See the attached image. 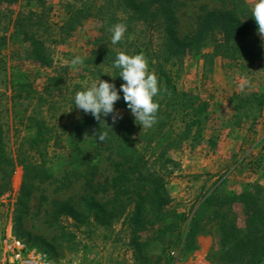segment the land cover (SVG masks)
I'll return each instance as SVG.
<instances>
[{
    "label": "rangeland",
    "instance_id": "rangeland-1",
    "mask_svg": "<svg viewBox=\"0 0 264 264\" xmlns=\"http://www.w3.org/2000/svg\"><path fill=\"white\" fill-rule=\"evenodd\" d=\"M70 1L47 0L50 24L47 46L53 65L44 67L32 59L28 43L10 37L17 14L29 10L32 3L0 0V121L13 156L17 150L27 148L26 136H35L34 128L13 116L11 81L14 75L28 73L38 88H42L47 76L55 71L62 80L51 107H44L53 138L45 144L44 157L39 153L34 155L45 164L51 177L35 182L32 196L22 199L24 172L21 165L16 164L10 179H3L0 172V264L3 258L1 241L7 235L16 236L29 248L46 253L57 264H167L168 256L163 249L170 238L157 234L161 223H149L145 229L134 231L127 226V211L120 216L110 214L103 220L91 217L82 222L65 215V208H54L55 200H76L82 193L84 182L78 172L84 169L79 163L86 157H91L100 181L114 174L115 155L105 143L96 139L93 131L85 134L81 141L84 151L71 145L66 136V117L71 114L69 103L75 92L99 79L87 68L91 67L90 52L102 35L99 22L93 18L85 20L72 35L61 34L59 28L67 17ZM247 2L251 8L254 0ZM203 5L219 7L220 1L178 0L180 36L189 33ZM257 35L260 43L255 45V51L259 55L254 62L246 55L242 61L214 55L210 61L202 54H187L175 68L177 87L209 102V118L201 142L191 147L188 141H181L168 153L173 164H169L167 191L172 206L179 212L192 214L202 195L223 177L225 180L220 186L228 191H240L252 184L264 188V40L258 32ZM110 37L107 35L104 41L109 43ZM138 38L150 46L158 41L157 38L150 40L145 32H140ZM76 56L81 57L83 63L74 68L71 61ZM253 92L262 98L261 107L257 101L252 107L249 104L235 107L242 102V97ZM115 109L121 116H130L129 110ZM211 139L215 143L213 146ZM78 154H84L81 162L72 163L71 157ZM97 196L106 200L110 192ZM223 201L222 198L214 200L201 214L197 222L199 231L191 248L182 251L169 243L167 251H170L172 263L220 264L223 251L219 217L213 211L219 207L225 210L228 204ZM240 211L238 206L232 208V213Z\"/></svg>",
    "mask_w": 264,
    "mask_h": 264
},
{
    "label": "trees",
    "instance_id": "trees-1",
    "mask_svg": "<svg viewBox=\"0 0 264 264\" xmlns=\"http://www.w3.org/2000/svg\"><path fill=\"white\" fill-rule=\"evenodd\" d=\"M15 2L17 0H1ZM220 6L210 8L203 5L193 21L186 36L179 34L178 0H72L68 2L67 17L60 26L65 37L72 35L87 19L99 22L102 34L99 43L90 52L87 70L94 78L107 80L119 88L121 78L114 80L117 71L111 67L116 53L129 55L142 54L147 62L148 71L155 73L163 90L156 97L159 104L156 122L151 128L143 129L134 118L122 116L115 122L109 118L101 125L92 116L74 109L73 98L70 101L65 132L71 145L81 148L85 134L93 131L106 132L105 143L115 155L114 174L100 181L96 177L91 157L84 154L71 157L72 163L84 167L79 171L84 188L76 200L67 198L55 200V209L63 207L65 215L86 222L91 217L103 220L110 214L121 215L127 211V226L134 231L143 230L149 223H161L157 234L169 237L180 250L191 248V242L198 234L197 222L204 210L214 200L222 198L227 203L225 210L215 209L219 217L220 244L222 255L220 264H262L264 261V188L257 184L244 187L240 191H228L215 184L198 202L192 214L179 212L171 204L167 191L169 164L173 159L168 155L179 142L188 141L191 147L201 142L203 130L209 118V102L199 95L179 89L175 83V70L187 54H202L213 60L214 55L242 61L247 56L254 62L259 53L255 45L260 43L257 24L250 17L251 8L247 0H219ZM32 7L20 11L14 21L11 38L28 43L30 56L39 65L51 67L53 59L47 46L50 24L47 0H27ZM122 23L126 26L123 39L115 45L104 41L111 35L109 28ZM146 33L156 44L148 45L139 41L138 34ZM155 34L157 36H155ZM5 38V36H2ZM103 40V41H102ZM152 42V41H151ZM249 43V44H248ZM205 49H210L204 52ZM99 79L97 83L99 82ZM61 77L50 73L42 88H38L28 73L19 72L11 81L14 118H18L27 127L35 129V136H26L27 148L19 149L13 156L8 148L5 130L0 121V172L3 179H10L16 164L21 165L24 175L21 185V198L32 196L35 182H43L51 177L45 164L36 157H44L45 144L53 138V131L47 124L44 107L55 100L56 92L61 89ZM62 81V80H61ZM45 95H47L45 97ZM241 105L252 107L254 101L261 107L263 100L256 92L241 98ZM51 107V106H50ZM128 110L123 99L115 103V108ZM248 115V113H245ZM96 137V136H95ZM97 139V137H96ZM213 146L214 140H210ZM34 185V186H33ZM110 196L103 200L97 194ZM238 206L241 211L232 213ZM107 215V216H106ZM103 222V221H102ZM163 249L167 264L170 251Z\"/></svg>",
    "mask_w": 264,
    "mask_h": 264
},
{
    "label": "clouds",
    "instance_id": "clouds-1",
    "mask_svg": "<svg viewBox=\"0 0 264 264\" xmlns=\"http://www.w3.org/2000/svg\"><path fill=\"white\" fill-rule=\"evenodd\" d=\"M250 17L257 24V32L264 40V0H254L251 7ZM111 33L110 42L115 45L120 42L126 32V26L116 23L109 28ZM83 63L81 57L72 59L71 65L75 66ZM111 67L117 71L113 78H121L123 81L119 88L113 82L99 79L98 83H93L83 90L76 91L73 96L75 110H81L85 115H91L101 125L106 121L102 118H109L116 121L122 118L115 103L122 99L134 118L136 124L143 129L151 128L156 122V112L159 104L156 97L163 90V85L158 81L155 73L148 71L147 62L142 54L129 55L124 52L116 53L112 60ZM94 136L98 141L103 142L107 136L106 132L98 131Z\"/></svg>",
    "mask_w": 264,
    "mask_h": 264
},
{
    "label": "built area",
    "instance_id": "built-area-1",
    "mask_svg": "<svg viewBox=\"0 0 264 264\" xmlns=\"http://www.w3.org/2000/svg\"><path fill=\"white\" fill-rule=\"evenodd\" d=\"M1 264H57L46 253L29 248L20 238L7 235L2 241Z\"/></svg>",
    "mask_w": 264,
    "mask_h": 264
}]
</instances>
